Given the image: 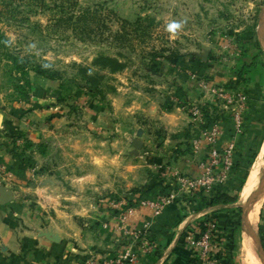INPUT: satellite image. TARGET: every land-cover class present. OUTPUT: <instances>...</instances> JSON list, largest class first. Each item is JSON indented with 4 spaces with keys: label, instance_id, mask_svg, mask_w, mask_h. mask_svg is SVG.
Here are the masks:
<instances>
[{
    "label": "rangeland",
    "instance_id": "374dc122",
    "mask_svg": "<svg viewBox=\"0 0 264 264\" xmlns=\"http://www.w3.org/2000/svg\"><path fill=\"white\" fill-rule=\"evenodd\" d=\"M41 4L0 0V174L56 175L66 201L104 205L112 224V200L141 193L144 177L152 184L161 174H181L176 159L190 155L189 144L164 146L162 111L176 105L190 124L205 125L220 118L221 94L255 84L264 95V0H77L98 16L75 30L54 26L52 0ZM173 22L182 25L175 34L168 31ZM114 123L117 141L110 145ZM133 139L142 143L137 154ZM263 141L252 147L250 167ZM258 164L262 177L250 200L264 186L262 162L251 170ZM93 174H117L115 188ZM240 189L234 203L242 206L249 200L241 201ZM257 200L252 227L244 225V208L235 210L233 235L246 238L263 261L250 231L264 257V192Z\"/></svg>",
    "mask_w": 264,
    "mask_h": 264
},
{
    "label": "crops",
    "instance_id": "0c3cea01",
    "mask_svg": "<svg viewBox=\"0 0 264 264\" xmlns=\"http://www.w3.org/2000/svg\"><path fill=\"white\" fill-rule=\"evenodd\" d=\"M242 93L246 96L242 111V132L234 137V160L238 163L237 168L225 185L215 188L209 195L194 192L185 194L176 178L197 176V162L204 156L207 148L202 140L206 128L214 124L219 127V150L233 138V107L224 102L220 106V118L205 125L194 121L190 124V118L176 105L157 116L159 125H165V137L161 140L164 146L181 148L189 144L191 148L194 140L202 141L198 154H191V149L190 155H179L176 159L175 167L181 174H159V179L152 184L148 177H144L141 193L133 195V198L148 200L167 194L176 196L173 203L156 217H152L146 210H137L128 219V226L132 230L143 231L144 226H147L143 235L152 248L150 254L143 253L139 242L122 237L110 228H104L114 222L113 215L104 205H86L85 200L78 199V205L73 206L68 202L70 200L66 201L69 195L64 193L63 185L59 187L56 175L15 173L0 174V187H4L10 194L8 201L2 204L0 190V264H80L91 256L111 260L118 247L123 249L129 246L137 253L138 264H199L193 252L183 243V236L187 231L198 232L202 222L209 218L216 223L211 264H243V254H247L256 264H259L258 261L261 264L249 249L246 238L241 235L238 241L234 239L235 210L239 205L234 202L211 203L213 194L217 191L226 197L235 198L243 176L239 173L246 169L255 143L264 140V95L261 88L253 84L242 90ZM151 116L152 113L149 114L150 118ZM202 120L204 118L200 122ZM116 127V123L109 127L110 145L112 140L113 143L117 141ZM263 144L264 141L260 150ZM3 159L8 161L9 156L4 155ZM257 160L261 161V158L258 157L253 164ZM11 166L13 172L18 171L16 163ZM58 175L78 182L87 179L85 174H76L73 178ZM116 178L117 174H93L90 177L95 182H109L111 190L115 188ZM80 187L84 188L85 185L82 183ZM257 203L251 207L248 215ZM263 213L264 207L262 216ZM246 221L248 227L253 226L250 225L248 216Z\"/></svg>",
    "mask_w": 264,
    "mask_h": 264
},
{
    "label": "built area",
    "instance_id": "2783aa9c",
    "mask_svg": "<svg viewBox=\"0 0 264 264\" xmlns=\"http://www.w3.org/2000/svg\"><path fill=\"white\" fill-rule=\"evenodd\" d=\"M227 105L233 109V138L226 146L217 149L218 136L220 133L217 125L206 128L203 132V141L207 148L204 156L198 160V174L196 177L178 176L176 181L180 189L185 193H201L209 195L215 188L226 184L231 176L234 166V137L242 132V111L246 102V96L242 92L233 94H221ZM201 119V118H200ZM201 139L192 142L191 148L194 155L199 153ZM174 194L161 195L153 200L143 199L140 197L133 198L128 196L118 200H112L110 206L113 211L117 212V222L112 225H105L104 228H110L114 233L122 235V237L130 238L134 242H139L141 250L145 254H150L152 248L145 240L143 233L146 231L132 230L128 226V219L137 210H146L150 212L152 217L160 215L163 210L171 205L175 200ZM129 200L132 202L130 203ZM216 230V223L212 218L202 222L198 232L187 231L183 237L186 246L193 252L199 264H211V255L214 248L213 235ZM74 264V263H66ZM84 264H138V255L129 246L121 248L116 252L110 261L98 262L94 258L88 259Z\"/></svg>",
    "mask_w": 264,
    "mask_h": 264
},
{
    "label": "trees",
    "instance_id": "16d2710c",
    "mask_svg": "<svg viewBox=\"0 0 264 264\" xmlns=\"http://www.w3.org/2000/svg\"><path fill=\"white\" fill-rule=\"evenodd\" d=\"M42 2V6L46 7L45 0H40ZM53 1V9H56V12L58 13L59 16L54 17V26L56 27H66L67 29H72L75 30L77 29L78 25L80 23H83L86 25L90 19H95L98 16V10H89V9H84L81 10L78 8L77 0H52ZM66 2L69 3L66 5ZM172 57L169 56V59ZM108 61V60H104ZM108 63H110L108 61ZM218 120V119H217ZM216 121V120H215ZM255 158V153H251V156L249 157L248 162L246 163V169L250 167L253 159ZM237 162L234 160V166L231 171V174L234 173V171L237 168ZM241 171L239 174H243L240 182V186L242 187L245 179L248 176V171L247 170ZM218 189V188H216ZM215 191V189H214ZM214 197L212 198V204H225V203H231L235 201V198H229L226 197L225 195L221 194L219 191H217L215 194H213ZM130 203H132L129 200ZM201 228V227H200ZM184 237V236H183ZM184 241V240H183ZM184 243V242H183Z\"/></svg>",
    "mask_w": 264,
    "mask_h": 264
},
{
    "label": "bare ground",
    "instance_id": "6f19581e",
    "mask_svg": "<svg viewBox=\"0 0 264 264\" xmlns=\"http://www.w3.org/2000/svg\"><path fill=\"white\" fill-rule=\"evenodd\" d=\"M258 157L261 158V161H262V169L264 167V144H263V148L262 150L260 151ZM257 157V158H258ZM256 158V159H257ZM255 159V160H256ZM258 168H259V164L258 166L255 165L251 172H250V175H249V178L247 179L244 187L242 188V191L240 192V199L241 201L245 202V201H248L246 202L245 204H243L242 206L248 208V209H251V207L257 203L256 207L251 211V213L248 216V219L254 221L257 219L258 217V212H259V208H260V202L257 200V196L254 200H250V196H252L253 194L257 193V190L259 189V185H260V180H261V177H262V174L260 173V176H259V179L257 180V176H258ZM256 180H257V183H256ZM256 183V184H255ZM255 186V187H254ZM260 192V191H259ZM258 192V193H259ZM261 200V199H260ZM250 210H248L246 212V214L249 213ZM255 222V221H254ZM244 225H246V227H248L247 225V221H246V218H245V222H244ZM242 261H243V264H256L247 254H243L242 256ZM262 264V263H261Z\"/></svg>",
    "mask_w": 264,
    "mask_h": 264
},
{
    "label": "water",
    "instance_id": "95a60500",
    "mask_svg": "<svg viewBox=\"0 0 264 264\" xmlns=\"http://www.w3.org/2000/svg\"><path fill=\"white\" fill-rule=\"evenodd\" d=\"M132 146H133V148H134V153L135 154H137V150L138 149H140L141 147H142V143L139 141V140H137V139H133L132 140ZM0 190H1V203L3 204V203H5V202H7L8 201V198H9V196H10V194L5 190V188L4 187H0ZM263 192H264V186L262 187V189L260 190V192L258 193V196H257V198L259 197V196H261L262 194H263ZM240 208H244V213H246L248 210H250V209H248V208H246V207H244V206H239ZM242 218L244 219V222H245V214H244V216H242ZM247 228H249V227H247ZM251 233V236L253 237V240L255 241V243H256V245H257V247H258V250H259V253L261 254V257L260 258H263V261H264V257H263V251H262V248H261V243H260V241L256 238V236L252 233V231H250ZM55 240V239H54ZM262 261V259H261V263L262 264H264V262Z\"/></svg>",
    "mask_w": 264,
    "mask_h": 264
},
{
    "label": "clouds",
    "instance_id": "9594fccd",
    "mask_svg": "<svg viewBox=\"0 0 264 264\" xmlns=\"http://www.w3.org/2000/svg\"><path fill=\"white\" fill-rule=\"evenodd\" d=\"M181 26V23L173 22L168 26V31L172 34H175L181 28Z\"/></svg>",
    "mask_w": 264,
    "mask_h": 264
}]
</instances>
